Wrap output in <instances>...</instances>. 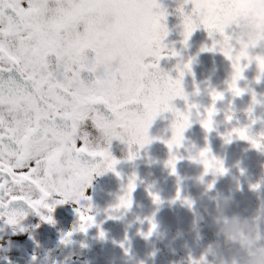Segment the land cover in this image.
I'll return each instance as SVG.
<instances>
[{
	"label": "snow or ice",
	"instance_id": "snow-or-ice-1",
	"mask_svg": "<svg viewBox=\"0 0 264 264\" xmlns=\"http://www.w3.org/2000/svg\"><path fill=\"white\" fill-rule=\"evenodd\" d=\"M178 13L184 46L194 30L203 27L211 43L200 51L220 52L230 62L226 89L209 86L207 105L190 100L184 88L186 72L195 76L193 57L177 61L175 76L161 66L162 58L181 55L166 43L169 13L161 0H0V220L14 233L28 230L21 221L30 212L54 225L57 205L71 202L78 225L61 234V243H70L74 232L87 233L92 226L100 239H106L88 189L95 176L106 172L122 178L113 141L127 146L129 162L154 140L161 141L168 150L163 166L177 177L169 202L180 201L193 209L194 200L182 193L177 163L188 159L201 165V183L209 174L214 178L207 182L208 190L228 168L213 153L207 135L205 145L198 148L185 145V132L197 121L206 134L216 130L217 102L225 99V92L234 98L251 92V104L245 109L249 123H232L233 101L229 100L224 120L232 126L218 135L225 143L239 139L264 152V130L251 131L259 119L254 106L264 104V99L239 85L253 64L255 81L264 79V0H182ZM199 93L196 85L194 94ZM176 98L184 101V108L173 103ZM164 113H171L170 135H150V127ZM81 121L108 130L107 145L92 144L82 135ZM240 171L243 174L244 169ZM138 180L133 171L121 184L115 202L104 210L106 219L120 220L131 211ZM249 187L259 190L261 181ZM151 189L148 185L146 191L152 203L161 205L160 193ZM262 218L264 203L252 217L256 246L248 254L260 256V264H264V244L259 243L264 240ZM136 219L147 222L146 231L138 229L145 239L158 229L155 212ZM128 240L126 231L118 242L126 255ZM190 264H208L206 255L190 258Z\"/></svg>",
	"mask_w": 264,
	"mask_h": 264
},
{
	"label": "flooded vegetation",
	"instance_id": "flooded-vegetation-1",
	"mask_svg": "<svg viewBox=\"0 0 264 264\" xmlns=\"http://www.w3.org/2000/svg\"><path fill=\"white\" fill-rule=\"evenodd\" d=\"M174 1L178 0H161V3L166 7ZM178 8L174 7L168 12L166 23L169 34L166 43L170 47L180 49L179 60L194 58L192 70L195 76L186 72L184 88L186 92L189 91L190 100L202 106L207 105L211 102L208 95L209 86L218 90L226 89L225 81L232 71L230 62L220 52L200 51L203 45L211 43L206 31L202 37H190L187 46L181 43ZM193 39L195 46H191ZM163 68L171 70L168 66ZM256 72L255 64L251 65L244 72L246 79L239 81V85L242 88H251L257 93L258 99H264V79L257 83ZM187 74L189 76L186 80ZM196 85L200 88L199 95L194 94ZM229 100L233 101L232 123L235 124L237 120L241 124L249 123L245 109L251 104V92L245 91L242 96L235 98L231 93L225 92V99L217 102L220 112L215 117L216 130L206 134L198 121L194 122L185 132L187 138L185 145L195 144L198 148L203 147L204 137L208 136V143L213 153L222 158L225 167L228 168L224 186L221 185L219 191L215 190L214 193L233 196L234 203L228 210L229 215L241 212V215L252 218L257 216L261 204L264 203V152L257 151L247 141L239 139L225 143L218 135V132H224L226 128L232 126L224 120V112L229 107ZM173 103L177 107L184 108V101L180 98L174 99ZM254 116L259 118L251 129L252 133L256 134L264 130V104L254 106ZM157 119L149 130L152 136H157ZM159 144V140H154L140 150V157L129 162L125 159L127 146L119 141H113L112 152L121 161L116 168L121 172L122 178H117L113 172H106L95 176L92 187L88 189V195L92 196V202L99 210L96 213V220L103 221L101 227L106 232V239H100L98 229L92 226L87 233L74 232L70 243H61V234L78 225L77 215L73 211L75 205L69 202L57 205L52 213L56 220L54 225L42 222L38 216L30 212L27 218L21 221L28 230L25 232L17 230L14 233L12 226L0 220V264H53V262L55 264H141V261L143 264H190V258L198 259L202 254L206 255L208 264H219L221 258L225 260L235 258L237 264H249L250 256L240 251L237 246L221 247L215 256L209 251V245L218 239L216 226L210 215L213 209L210 205L194 199L198 194L193 186L194 176L191 178L192 175L201 173V165L194 162L192 164L188 159L177 163L182 193L195 200L193 209H189L180 201L169 202L175 195L177 177L170 175L163 166V161L168 157V150L165 145L159 146ZM180 151H184L180 153L186 157L185 149L181 148ZM240 169H244L243 174ZM133 171L138 173L143 182L137 181L131 211L125 213L120 220L106 219L104 210L115 202L121 184L127 182L128 176ZM256 176L259 178L258 181H261L258 191L261 195L256 199L257 202H253L251 195L256 190H252L249 185L257 182ZM148 185H152V191L160 193L164 201L161 205L152 203L146 191ZM252 203L257 207H251ZM153 212L158 229L150 238L145 239L138 234V229L146 231L147 222L141 224L136 218L142 219L152 215ZM260 226L264 232V218L260 220ZM126 231L129 240L125 241V246L130 247L127 255L118 243L124 240ZM259 243L264 244V240ZM33 256L37 259L33 260Z\"/></svg>",
	"mask_w": 264,
	"mask_h": 264
},
{
	"label": "clouds",
	"instance_id": "clouds-1",
	"mask_svg": "<svg viewBox=\"0 0 264 264\" xmlns=\"http://www.w3.org/2000/svg\"><path fill=\"white\" fill-rule=\"evenodd\" d=\"M79 131L82 135H87L92 144L107 145L108 136L110 135L108 130L96 128L95 125L88 121H81ZM198 177H196L195 180L197 185H203L201 191V197H203L206 196L209 191L206 186L207 181L201 183ZM210 199L214 201L213 211L210 215L213 224L216 226L218 239L209 245V251L214 256L218 253L221 247L231 248L237 246L240 251L247 254H249L250 251H253L256 246L257 236V228L253 219L239 213L228 214V210L234 203L231 194L224 195L219 193L214 197H210ZM205 211H207V208H205ZM250 258L253 261V264H260V256ZM219 264H237V260L235 258L230 260L221 258Z\"/></svg>",
	"mask_w": 264,
	"mask_h": 264
},
{
	"label": "rangeland",
	"instance_id": "rangeland-1",
	"mask_svg": "<svg viewBox=\"0 0 264 264\" xmlns=\"http://www.w3.org/2000/svg\"><path fill=\"white\" fill-rule=\"evenodd\" d=\"M180 152L181 153H184V151H180ZM186 156H187V153H186ZM192 164H193V162H192ZM201 169H202V166H201ZM199 175L200 174H198V175H192L191 178H193V176H194V180H195V178L198 177ZM213 179L214 178H213V176L211 174H209V175H207L205 177V181H207V182L208 181H211ZM221 180H222V182H220ZM224 182H225V174L224 175L216 176L215 177V185H214V188L211 189V190H209L206 196L201 197V191H202L203 185H197L196 180H195V183H194L193 186H195V189H196L195 191H197V194L198 195H195L194 196V199L196 201H199V202L206 203V204L210 205L212 207V209H213V207H214V201L212 199H210V197H214V196L217 195L216 193H214L215 190L216 191H219V189L221 188L220 186L221 185L224 186V184H225Z\"/></svg>",
	"mask_w": 264,
	"mask_h": 264
},
{
	"label": "water",
	"instance_id": "water-1",
	"mask_svg": "<svg viewBox=\"0 0 264 264\" xmlns=\"http://www.w3.org/2000/svg\"><path fill=\"white\" fill-rule=\"evenodd\" d=\"M161 128H164V126H161ZM165 131H166V130H165ZM160 132L163 133L164 131L161 130ZM160 132H159V134H160ZM169 132H170V131H169ZM160 136H162V135L160 134Z\"/></svg>",
	"mask_w": 264,
	"mask_h": 264
}]
</instances>
